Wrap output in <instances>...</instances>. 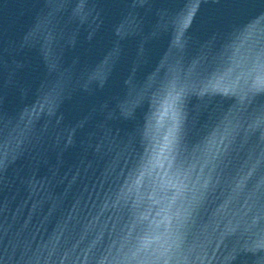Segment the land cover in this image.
Returning a JSON list of instances; mask_svg holds the SVG:
<instances>
[{
  "label": "water",
  "instance_id": "water-1",
  "mask_svg": "<svg viewBox=\"0 0 264 264\" xmlns=\"http://www.w3.org/2000/svg\"><path fill=\"white\" fill-rule=\"evenodd\" d=\"M0 264H264V0H0Z\"/></svg>",
  "mask_w": 264,
  "mask_h": 264
}]
</instances>
